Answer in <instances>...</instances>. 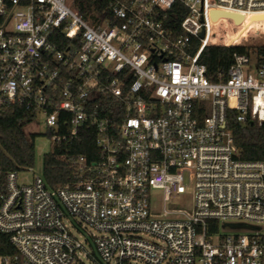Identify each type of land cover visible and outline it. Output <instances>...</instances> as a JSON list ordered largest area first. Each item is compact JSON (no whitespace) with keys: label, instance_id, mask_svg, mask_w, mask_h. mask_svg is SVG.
Masks as SVG:
<instances>
[{"label":"built area","instance_id":"2783aa9c","mask_svg":"<svg viewBox=\"0 0 264 264\" xmlns=\"http://www.w3.org/2000/svg\"><path fill=\"white\" fill-rule=\"evenodd\" d=\"M74 1L0 0V108L29 111L54 145L94 131L98 148L58 188L34 167L7 174L0 233L16 252L0 264H264V161L227 126L230 110L264 122V49L217 82L200 62L250 29L214 10L245 19L264 0H92L85 15ZM188 185L192 210L154 211V190L175 204Z\"/></svg>","mask_w":264,"mask_h":264},{"label":"trees","instance_id":"16d2710c","mask_svg":"<svg viewBox=\"0 0 264 264\" xmlns=\"http://www.w3.org/2000/svg\"><path fill=\"white\" fill-rule=\"evenodd\" d=\"M97 5L92 0H76L75 6L85 15L87 11ZM174 9L173 12L178 11ZM173 23L178 25L180 17ZM264 23V19L248 21L239 25V33L242 27L255 23ZM259 51L264 46L257 48ZM247 51L246 45H209L201 56L200 62L207 67V76L211 81L217 82L228 78V71L234 62L235 53ZM236 110H230L227 126L231 129L236 145L240 148L241 156L247 160L264 161V122L260 124L257 120H248L240 123L235 119ZM32 121V115L24 108L12 105L0 108V128H8V135L0 137V186H4L7 174L10 171H23L33 167L36 159L37 133L27 131V125ZM51 133V132H50ZM94 131L82 129L80 139L71 144L58 143L54 145L52 152L45 155L43 176L52 188H58L74 180V167L71 158L76 153H84L89 160L96 157L97 147ZM233 228H240L242 224H231ZM214 225L213 228H216ZM16 250L10 242L9 235L0 233V255L13 254Z\"/></svg>","mask_w":264,"mask_h":264},{"label":"rangeland","instance_id":"374dc122","mask_svg":"<svg viewBox=\"0 0 264 264\" xmlns=\"http://www.w3.org/2000/svg\"><path fill=\"white\" fill-rule=\"evenodd\" d=\"M76 2V1H74ZM229 32L238 31V28H233L231 26H228ZM247 28H250L246 35L247 39H242V45H246L249 48L257 49L260 46H264V23H255L253 25H247L242 27V30L240 33L245 32ZM27 131L37 133L38 136L36 138L35 144H36V159L34 164V169L36 173L42 174L44 169V158L45 155L52 152L54 148V142L50 136V133L48 132V128L46 125H44L41 122L38 121H32L30 122L27 127ZM32 176L28 171H20V179H30ZM194 205L193 200V186L188 185L187 190L185 193L180 194L177 197L176 203L167 202L165 205L164 202V193L162 190H154L153 191V209L155 212L163 211V208L166 206L167 208H177V209H184L187 211L192 210ZM232 223H228L226 225L225 229L227 230L230 228ZM231 229V228H230ZM236 230L239 231H246L247 228H238ZM85 264H93L92 262H89L85 260Z\"/></svg>","mask_w":264,"mask_h":264},{"label":"water","instance_id":"95a60500","mask_svg":"<svg viewBox=\"0 0 264 264\" xmlns=\"http://www.w3.org/2000/svg\"><path fill=\"white\" fill-rule=\"evenodd\" d=\"M219 16H227V17H232L237 24H240L244 20V15L242 14H237V13H231V12H226V11H220V10H214L213 11V18L217 19ZM253 19H264V15H255ZM201 36H204V33L201 34Z\"/></svg>","mask_w":264,"mask_h":264},{"label":"bare ground","instance_id":"6f19581e","mask_svg":"<svg viewBox=\"0 0 264 264\" xmlns=\"http://www.w3.org/2000/svg\"><path fill=\"white\" fill-rule=\"evenodd\" d=\"M255 15H264V13H256L253 15H249L247 16V18L244 19V23H247L248 21H255L256 19H253ZM258 20H261V19H258Z\"/></svg>","mask_w":264,"mask_h":264}]
</instances>
